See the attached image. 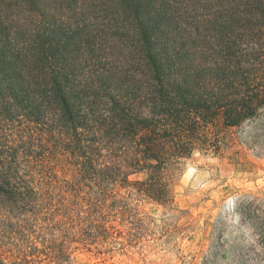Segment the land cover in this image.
Segmentation results:
<instances>
[{
  "label": "trees",
  "instance_id": "trees-1",
  "mask_svg": "<svg viewBox=\"0 0 264 264\" xmlns=\"http://www.w3.org/2000/svg\"><path fill=\"white\" fill-rule=\"evenodd\" d=\"M263 109L264 0H0V264H71Z\"/></svg>",
  "mask_w": 264,
  "mask_h": 264
},
{
  "label": "rangeland",
  "instance_id": "rangeland-1",
  "mask_svg": "<svg viewBox=\"0 0 264 264\" xmlns=\"http://www.w3.org/2000/svg\"><path fill=\"white\" fill-rule=\"evenodd\" d=\"M233 135L221 153L194 150L170 170V202L122 189L133 210L112 213L107 236L97 229L88 244L74 242L71 264L250 262L249 251L260 250L257 226L264 218V109Z\"/></svg>",
  "mask_w": 264,
  "mask_h": 264
}]
</instances>
